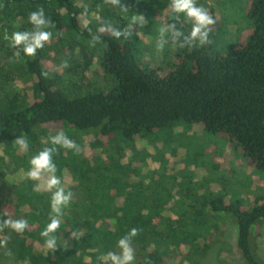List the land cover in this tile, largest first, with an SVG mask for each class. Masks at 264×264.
<instances>
[{
    "label": "trees",
    "instance_id": "trees-1",
    "mask_svg": "<svg viewBox=\"0 0 264 264\" xmlns=\"http://www.w3.org/2000/svg\"><path fill=\"white\" fill-rule=\"evenodd\" d=\"M209 2L197 0L203 6ZM169 3L121 0L128 7L124 12L103 0H0V150L7 153L24 136L32 146L25 156L35 155L52 146L51 130L57 127L69 129L66 135L80 147L79 153L58 147L53 155L61 186L72 193L59 217L55 250L47 249L40 235L52 215V192L28 178L14 203L0 192V220L15 213L28 221L23 233L7 228L1 233L13 236L9 245L18 264H105L102 257L119 252L118 240L132 228L140 229L132 240L133 264L185 262L218 237L207 208L235 218L244 262L260 264L249 234L251 226L264 222V203L249 209L212 194L172 203L169 193L142 188L134 165L141 157L130 143L176 122L197 124L264 171V0H245L251 26L241 44L225 53H211V45L185 47L163 72L138 62L131 39L98 32L101 19L114 17L110 9L118 15L149 12L172 23ZM41 6L55 24L47 29L51 41L34 57L22 49L14 57L17 49L5 34L31 30L28 13ZM182 15L175 21L181 30L188 26ZM94 34L101 35L95 44ZM62 61L70 66L62 67ZM78 132L86 133L83 141Z\"/></svg>",
    "mask_w": 264,
    "mask_h": 264
},
{
    "label": "rangeland",
    "instance_id": "rangeland-1",
    "mask_svg": "<svg viewBox=\"0 0 264 264\" xmlns=\"http://www.w3.org/2000/svg\"><path fill=\"white\" fill-rule=\"evenodd\" d=\"M245 5V0H210L204 6L218 23L216 34L206 44L211 45V53H225L245 41L251 26L245 14ZM112 12V19L121 27L129 25L131 17L135 15L119 13V16L110 9ZM139 13L145 15L148 23L131 38L133 54L142 66L162 71L167 64L174 62L177 53L186 48L169 42L162 51H158V30L169 23L168 19L157 18L149 12ZM182 18L188 23L183 30L190 31L192 22L184 14ZM196 47L201 45L197 43ZM14 85L13 82L11 86ZM59 130L66 132L69 129L57 127L51 130V134L55 135ZM94 135V132H89L88 139H93ZM77 137L83 141L86 133L78 132ZM27 140V150L22 151L16 144L7 153L0 150V192L12 199L13 203L15 192L22 189V182L27 178L29 158L34 156L24 154H28L30 149L32 151L31 140ZM130 145L139 152L137 156L141 157L134 165L142 188L150 193L160 192L161 196L169 193L172 203H188L190 195L208 198L209 194L226 197L229 201L238 200L249 209L264 203V171L250 167L240 149L207 132L200 125L176 122L166 129L142 133ZM20 154L25 159L18 160ZM204 212L212 214L218 228V237L201 253L190 255L185 262L179 263L177 260L171 264H246L236 245L238 231L235 218L225 212L214 213L210 208ZM12 219H17L15 213ZM8 238L7 246L0 249V264H18L9 245L13 236L10 234ZM249 243L259 263L264 264V222L251 226Z\"/></svg>",
    "mask_w": 264,
    "mask_h": 264
},
{
    "label": "clouds",
    "instance_id": "clouds-1",
    "mask_svg": "<svg viewBox=\"0 0 264 264\" xmlns=\"http://www.w3.org/2000/svg\"><path fill=\"white\" fill-rule=\"evenodd\" d=\"M105 5L118 7L127 12L128 7L121 4V0H103ZM174 22L161 26L158 30L159 38L156 43L158 51H162L169 42L177 44L180 48H193L197 43L201 46L210 43V33L213 32L216 19L203 5L197 3V0H170L168 5ZM183 13L187 20L192 22L190 31L181 30L183 26L177 27L175 21L179 20L180 14ZM87 6H84L81 16L87 17ZM28 23L32 25L31 30L15 31L9 37L5 34V39L10 41V47L17 49L13 54L14 57L20 56L22 49L23 54L27 57H34L37 50L42 49L45 43L52 39V32L48 31L55 24L51 18L45 14L44 8L38 7L35 11L28 13ZM148 23L143 13H137L131 17V23L121 27L114 19H101L98 32L100 34H109L111 37L119 40L124 38L129 40L134 33L142 30ZM86 26V25H85ZM135 26V29H134ZM101 41V35H93V44ZM70 65L67 61H62V67L67 68ZM47 75V73H45ZM15 144L23 150H27L29 142L26 137L18 136L14 140ZM51 147H45L30 159V169L26 173L28 179L40 181L37 188L43 187L45 191L52 192L50 207L51 213L49 223L41 231L40 235L45 240L47 249L53 251L56 248L57 240L54 235L60 227V216L62 209L72 200V193L66 192L61 186V179L56 175L57 167L53 161V155L57 152L58 147L73 150L79 153V145L70 139L62 130L56 132L50 137ZM54 190V191H53ZM28 227L26 219H8L0 220V233L4 230L11 229L16 233H23ZM140 232L138 228H132L129 232L121 237L117 242L119 252L109 251L102 257L105 264H133L135 260V249L132 246V240ZM8 237L0 238V248H5L8 244Z\"/></svg>",
    "mask_w": 264,
    "mask_h": 264
},
{
    "label": "built area",
    "instance_id": "built-area-1",
    "mask_svg": "<svg viewBox=\"0 0 264 264\" xmlns=\"http://www.w3.org/2000/svg\"><path fill=\"white\" fill-rule=\"evenodd\" d=\"M0 238H2V235H1V233H0Z\"/></svg>",
    "mask_w": 264,
    "mask_h": 264
}]
</instances>
